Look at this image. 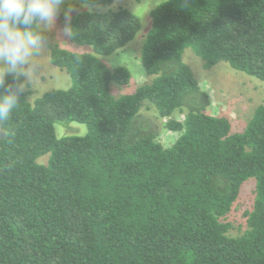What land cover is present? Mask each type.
<instances>
[{"label": "trees", "instance_id": "1", "mask_svg": "<svg viewBox=\"0 0 264 264\" xmlns=\"http://www.w3.org/2000/svg\"><path fill=\"white\" fill-rule=\"evenodd\" d=\"M151 17L141 58L154 77L133 93L111 92L131 71L97 55L140 32L127 7L67 20L70 39L95 51L52 49L70 88L30 102L24 74L0 72V264H264V104L233 131L183 57L191 48L206 68L227 62L264 81V0H166ZM39 20L28 2L0 14L4 30L33 41L46 37ZM145 101L180 132L171 146L141 114ZM71 122L88 132L59 137L55 124ZM249 178L248 228L231 236L225 217Z\"/></svg>", "mask_w": 264, "mask_h": 264}, {"label": "rangeland", "instance_id": "2", "mask_svg": "<svg viewBox=\"0 0 264 264\" xmlns=\"http://www.w3.org/2000/svg\"><path fill=\"white\" fill-rule=\"evenodd\" d=\"M166 0H114L110 5H91L80 0H0V14L11 6L28 2L40 12L39 24L46 32V37L33 41L17 32L4 30L0 26V72H16L25 76L23 86L30 102L52 89H68L72 86L70 74L51 62V51L61 47L74 52L94 53L90 45H80L70 39L66 27L72 14L82 10L108 11L127 7L142 20V28L134 40L124 48L109 55L97 54L111 69L126 66L132 77L128 84L112 82L111 92L119 97L133 93L141 84L149 83L153 75L144 68L141 50L144 37L151 28V11ZM184 60L192 68L200 85L211 96L209 112L213 115L225 116L232 122L233 131H243L252 118L255 109L264 104V81L243 71L234 69L227 62H220L211 68H206L204 60L196 55L191 48L184 50ZM141 114L149 120L158 132V140L166 147L171 146L179 137L180 132L169 130L154 105L145 101ZM175 117L184 119L182 113ZM56 134L85 135L88 132L86 124L71 122L56 123ZM3 131L0 127V136ZM50 154L38 159L47 164ZM256 178H249L242 186L239 197L231 211L225 217L230 222L229 235H242L248 228L247 215L253 209L256 199Z\"/></svg>", "mask_w": 264, "mask_h": 264}]
</instances>
